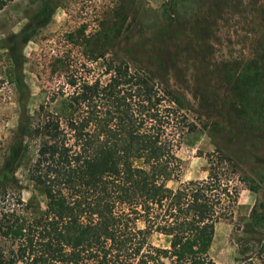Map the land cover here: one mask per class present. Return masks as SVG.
<instances>
[{"label": "trees", "instance_id": "16d2710c", "mask_svg": "<svg viewBox=\"0 0 264 264\" xmlns=\"http://www.w3.org/2000/svg\"><path fill=\"white\" fill-rule=\"evenodd\" d=\"M13 1L0 0V10ZM54 5L43 0L33 20L7 39L13 61ZM125 20L105 26L102 38ZM91 53L100 73L92 79L64 75L63 113L47 112L20 126L5 167L19 156L24 136L35 138L29 176L44 207L20 215L16 206L34 204L16 198L0 208V264H215L209 255L214 219L230 215L237 202L235 169L220 152L211 155L205 177L180 181L174 148L194 129L183 97L146 69ZM226 78L237 94L238 113L264 125V44ZM251 226L264 231V214L256 209ZM154 237L166 244H154Z\"/></svg>", "mask_w": 264, "mask_h": 264}, {"label": "rangeland", "instance_id": "374dc122", "mask_svg": "<svg viewBox=\"0 0 264 264\" xmlns=\"http://www.w3.org/2000/svg\"><path fill=\"white\" fill-rule=\"evenodd\" d=\"M42 1L15 0L0 10V208L16 198L34 204L16 206L20 215L44 207L29 176L35 138L24 136L14 163L5 162L24 120L34 124L47 112L63 113L64 75L94 78L101 67L89 61L91 51L104 52L148 70L185 100L183 111L194 129L174 148L180 181L205 177L211 155L220 152L235 169L237 202L230 215L214 219L209 255L215 264H264V231L251 226L253 209L264 214V125L238 113L237 94L226 78L264 44V0H55L49 20L20 46L15 62L7 39L33 20ZM124 15L123 26L103 39V28ZM153 243L166 241L154 237Z\"/></svg>", "mask_w": 264, "mask_h": 264}]
</instances>
